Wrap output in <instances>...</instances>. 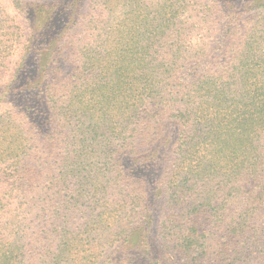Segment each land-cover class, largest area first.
<instances>
[{"label":"trees","instance_id":"16d2710c","mask_svg":"<svg viewBox=\"0 0 264 264\" xmlns=\"http://www.w3.org/2000/svg\"><path fill=\"white\" fill-rule=\"evenodd\" d=\"M15 5L0 264H264V0Z\"/></svg>","mask_w":264,"mask_h":264},{"label":"rangeland","instance_id":"374dc122","mask_svg":"<svg viewBox=\"0 0 264 264\" xmlns=\"http://www.w3.org/2000/svg\"><path fill=\"white\" fill-rule=\"evenodd\" d=\"M16 0H0V10H2L3 17L0 19L1 22L4 20H10L13 24L18 25V27L21 30L27 31V21L26 19L18 12L16 5H15ZM18 53L15 54V56L11 59V64H10V70L4 73H0V89L4 87L7 83V80L9 78V74L11 73L12 70L15 69L17 61H18ZM9 102V101H8ZM5 101H2L0 99V114L4 112L5 110L8 109H14L16 104L14 101L13 103H8ZM15 106V107H14ZM264 216V215H262Z\"/></svg>","mask_w":264,"mask_h":264}]
</instances>
